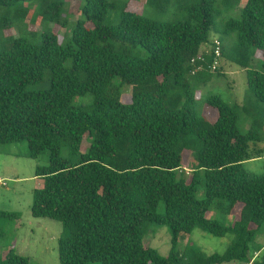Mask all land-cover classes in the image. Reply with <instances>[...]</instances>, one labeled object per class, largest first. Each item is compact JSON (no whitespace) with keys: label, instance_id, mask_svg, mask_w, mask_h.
<instances>
[{"label":"trees","instance_id":"trees-1","mask_svg":"<svg viewBox=\"0 0 264 264\" xmlns=\"http://www.w3.org/2000/svg\"><path fill=\"white\" fill-rule=\"evenodd\" d=\"M24 1L33 0H0V10ZM130 2L87 0L67 43L49 31L39 43L8 37L0 44V144L26 141L30 158L49 152V164L35 170L43 185L33 191L32 215L62 223L59 264H264V174L244 167L264 155L257 131L264 127V72L250 68L260 55L264 67V0H147L159 10L175 3L177 22L139 15ZM240 4L218 40L222 59L246 69L248 92L235 106L206 95L218 111L210 121L196 111L190 78L223 75L222 67L209 69L211 32L222 10ZM56 5L42 16L58 20L65 4ZM116 11L119 22L105 24ZM9 23L0 14V30ZM139 46L146 59L130 55ZM124 84L132 87L129 103L121 98ZM84 96L88 102L77 104ZM241 110L260 115L248 133L237 126ZM238 206L232 225L206 216L211 208L232 215ZM16 214L0 210V219ZM149 224L168 227L167 256L144 242ZM196 229L233 240L211 255L182 247ZM6 264L33 263L11 252Z\"/></svg>","mask_w":264,"mask_h":264},{"label":"rangeland","instance_id":"rangeland-1","mask_svg":"<svg viewBox=\"0 0 264 264\" xmlns=\"http://www.w3.org/2000/svg\"><path fill=\"white\" fill-rule=\"evenodd\" d=\"M87 0H33L20 2L14 7L2 8L0 14H7L10 19L9 26L0 30V44L8 37H23L30 42L39 43L45 32L55 33L59 40L67 43L71 40L76 22L84 18L83 7ZM117 3H125L127 0H110ZM64 2L63 12L58 20L50 21L43 17L45 10L48 12L57 7V3ZM243 4V3H242ZM242 4L230 11H221L216 17L215 29L211 32L212 42L221 36V31L228 18L236 17L240 13ZM129 10L160 22H177L182 19L180 11L175 3L166 10H159L147 3V0H131ZM48 16L50 13L47 14ZM119 11L110 12L105 24H117ZM210 47L205 46L203 51L208 52ZM130 55L142 59L148 57L147 51L141 46L131 49ZM261 55L256 57L251 67L254 70L264 72ZM222 76L216 73H201L192 76L190 82L195 91V107L199 114H203L210 121L218 117V111L206 103V95L209 93L219 94L231 104L242 105L248 92V76L245 68H242L228 59L221 61ZM49 86V80L35 86L45 88ZM131 86L124 84L121 87V98L124 103L131 102ZM89 96L78 97L77 104H86ZM254 112H257L254 111ZM257 113L248 114L243 110L238 113V129L242 133H248L252 122L259 119ZM264 137V127L257 129ZM260 144V143H259ZM89 142H83L82 151L88 149ZM263 147L264 144L260 145ZM187 151L184 152L186 154ZM193 158L191 155L184 164L189 167ZM49 164V152L44 151L37 158L28 157V144L26 141L10 144H0V210L18 213L11 218L0 219V264H6L11 252L29 258L33 264H59V238L63 231L62 223L49 218H36L32 215L33 191L43 185V180L35 177L38 165ZM246 170L264 174V155L244 163ZM190 172L187 170V174ZM199 198L203 197V191L198 192ZM159 211H164V203L161 202ZM240 215L238 206L232 215H226L211 208L206 213L208 218L217 219L225 225H232ZM264 231V227H263ZM233 240L232 234L224 237H216L196 229L191 235L181 240L182 247L188 243L201 247L208 255L224 252ZM144 242L155 248L163 256H167L171 250V235L166 226L149 224L145 230ZM258 242L264 245V234L259 236ZM264 251H262L263 253ZM261 253V254H262ZM99 264V263H95Z\"/></svg>","mask_w":264,"mask_h":264},{"label":"built area","instance_id":"built-area-1","mask_svg":"<svg viewBox=\"0 0 264 264\" xmlns=\"http://www.w3.org/2000/svg\"><path fill=\"white\" fill-rule=\"evenodd\" d=\"M214 47H212V51L211 54H213V62L210 65L209 69H211L212 71H216L217 69H219L221 67V61H222V52H221V42L217 39H215L213 41ZM203 57H200L199 60L203 61ZM192 63H196V60L194 59L192 61ZM192 75L196 74V71L193 70Z\"/></svg>","mask_w":264,"mask_h":264}]
</instances>
